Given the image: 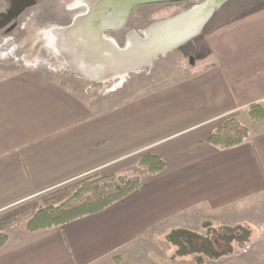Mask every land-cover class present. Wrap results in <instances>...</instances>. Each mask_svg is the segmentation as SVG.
<instances>
[{"label": "crops", "instance_id": "0c3cea01", "mask_svg": "<svg viewBox=\"0 0 264 264\" xmlns=\"http://www.w3.org/2000/svg\"><path fill=\"white\" fill-rule=\"evenodd\" d=\"M203 46L206 54L194 71L179 66L181 81L164 104L134 107L121 116L51 103L42 120L24 122L20 90H0V211L89 173H125L141 152L165 163L162 172H147L139 189L101 211L36 231L26 224L8 234L0 264H102L114 257L159 264V252L147 253L154 240L176 251L172 232L195 233L205 221L261 222L263 233L264 202L256 204L264 198V118L252 119L248 107L264 108V4L214 27ZM174 65L165 62L161 69L168 72ZM230 117L248 128L244 142L230 148L208 143ZM158 133L177 137L156 148L160 139L150 136ZM191 254L195 260L193 253L178 255Z\"/></svg>", "mask_w": 264, "mask_h": 264}, {"label": "rangeland", "instance_id": "374dc122", "mask_svg": "<svg viewBox=\"0 0 264 264\" xmlns=\"http://www.w3.org/2000/svg\"><path fill=\"white\" fill-rule=\"evenodd\" d=\"M78 1L81 2V0H0V90H20L16 95L20 99V108L25 112L24 122L42 120L45 116L43 111L47 110L51 103H66L75 107L82 105L87 107L92 115L97 114L96 110L101 111L103 117L112 114L121 116L134 107L162 105L165 103L166 95L170 93L169 90L177 87L181 81L183 72H177L179 66L181 69L188 66L189 71H194L199 57L206 54V48L200 47V44L214 27L240 18L264 4V0H227L213 11L197 35L180 46V50L176 51L174 48L164 56H157L150 67L129 72L123 77L118 75L106 81H91L76 73L63 59L56 57L41 38L44 34L42 29L45 27L66 26L75 15L83 13L84 6L75 4L79 3ZM203 1L182 0L138 5L132 9L123 27L105 30L101 35L113 38L122 47L129 31L143 30L152 23L173 17ZM58 45L62 47L63 44ZM182 52H186V55H182ZM94 58L93 61L98 63ZM165 62H173L175 64L173 69L163 72L161 65ZM150 137L160 139L154 145L157 148L175 141L177 136L163 139L161 133H158ZM143 153L145 152L138 153L135 160L139 162ZM146 173V168L134 163L125 173L113 175L135 176L141 179ZM104 175L99 171L86 174L36 198L0 211V242L8 234H15L24 229L32 217L35 224L44 222L41 216L34 215L38 209L49 207L57 209L65 206L67 197L75 193L76 189L82 191L80 187L85 181L95 180ZM263 199L256 206L262 204ZM261 214L260 207L255 215L259 217ZM258 223L261 222L244 226L250 232L249 239L232 241L231 255H224L216 261L203 258L201 264H264V231L260 234ZM194 231L201 236H208L215 249H222L223 242L214 238L224 233L222 226L205 221L195 227ZM240 235L238 232V236ZM161 243L163 242L154 240L150 249L147 247L148 254L157 255L159 252L162 255L161 258L158 257L159 264L197 263L194 255L180 256L178 250L166 249L164 243L163 245ZM102 264H130V260H119L114 257L102 261Z\"/></svg>", "mask_w": 264, "mask_h": 264}, {"label": "trees", "instance_id": "16d2710c", "mask_svg": "<svg viewBox=\"0 0 264 264\" xmlns=\"http://www.w3.org/2000/svg\"><path fill=\"white\" fill-rule=\"evenodd\" d=\"M248 108L252 119L259 120L264 118V108L260 104L254 103ZM247 137L248 128L236 118L230 117L214 130L207 138V142L219 148H230L242 144ZM138 163L146 168L150 174H158L165 168L162 157L152 152L143 153ZM87 184L90 186H86ZM141 184L142 181L138 177L113 174L100 176L95 180H87L80 187L82 191L81 189H76L75 193L67 197L65 206L57 209H52L51 207L38 209L34 215L41 216L44 222L35 224L36 222H33L32 217L27 222V228L30 231L46 229L63 224L79 216L101 211L114 202L122 200L130 192L139 189ZM65 212L68 214L65 215ZM222 228H224V233L214 237L215 240L217 238V241L223 242L221 250L214 248L208 236H200L188 230H176L169 237L178 246V254H196L195 261L201 264L204 257L215 260L224 255H231L233 253L232 241H247L249 239L250 232L242 225L222 226ZM238 232L241 233L240 236H238ZM6 240L7 237L2 239L0 249L4 246Z\"/></svg>", "mask_w": 264, "mask_h": 264}, {"label": "water", "instance_id": "95a60500", "mask_svg": "<svg viewBox=\"0 0 264 264\" xmlns=\"http://www.w3.org/2000/svg\"><path fill=\"white\" fill-rule=\"evenodd\" d=\"M86 2H91L96 6L94 9L95 15H92V18L80 17L81 19H75L73 17L70 24L66 26H55L52 28L43 29L44 33L54 34L57 36H66L69 32L76 31L79 32V26L81 24H90L89 26H96L97 33L94 35L96 42L106 43L113 50L121 52L120 46L117 42L108 36H103L101 33L105 30H115L123 27L127 21V18L135 6L149 3H159V2H176L182 0H85ZM227 0H204L203 2L185 10L173 17H170L165 20H161L155 23L150 24L145 29L140 31H135V36L132 35V38L137 41L139 46L148 47L146 60L139 66V70L144 67H150L152 65L153 59L157 56H164L170 50L175 47L183 44L188 41L195 35H197L204 24L207 22L211 14L215 9H217L222 3ZM102 9V12L99 14V10ZM84 14V13H82ZM81 15V14H79ZM96 15H100L96 19ZM148 30V31H147ZM148 32V33H147ZM133 33L129 31L127 36ZM150 33V36L148 35ZM77 35V34H76ZM148 35V36H147ZM174 35L173 41L167 48L161 49V45L168 43L169 36ZM126 36V38H127ZM67 40V39H66ZM75 39L71 38L73 44H75ZM127 39L125 40L124 45L122 46L123 51L125 52ZM70 43V41L68 42ZM70 45H72L70 43ZM152 45V49H150ZM61 54L64 51L60 52ZM66 53V52H65ZM76 53V52H74ZM138 70V71H139ZM123 71V70H120ZM128 72L137 71V70H127ZM124 72V71H123ZM86 79H88L86 77Z\"/></svg>", "mask_w": 264, "mask_h": 264}, {"label": "bare ground", "instance_id": "6f19581e", "mask_svg": "<svg viewBox=\"0 0 264 264\" xmlns=\"http://www.w3.org/2000/svg\"><path fill=\"white\" fill-rule=\"evenodd\" d=\"M78 2L80 3V1ZM81 5L85 8L83 12L84 14L80 13L81 15H75V19H81L80 17H86V15L87 17L92 18V15H95L93 14V11L96 6L91 2L88 3L85 0H82ZM98 12L100 14L102 9ZM99 17L100 15H96V19ZM89 25L86 23L81 24V26H79L80 29H77L79 32H69L66 36L47 34L44 33L42 29L44 34L41 38L48 45L47 48L52 50L56 57L63 59L65 63L68 64L76 73L85 78L87 77L91 81H106L111 77L118 75L123 77L125 74L129 73L127 71L129 69L139 70L138 68L141 63L146 60L145 58L149 48L139 46L137 41L132 38V35L135 36L134 30H131L133 33H130L126 38V51L122 52L123 48L120 47L121 52H118L113 50L106 43L96 42L94 35L97 33V27ZM52 27L55 26H47L45 28ZM148 35L150 36V33ZM173 36L174 35L169 36V42L161 45V49L167 48L170 45L174 39ZM75 37L77 42L73 44L71 38L75 39ZM69 41L72 45L68 43ZM58 43L65 45H62L61 47ZM150 47V49H152L153 46L150 45ZM61 51H64V53L61 54ZM93 58L95 61H98V63L94 62ZM120 70H123L124 72Z\"/></svg>", "mask_w": 264, "mask_h": 264}]
</instances>
